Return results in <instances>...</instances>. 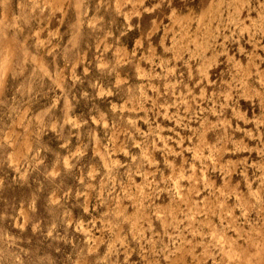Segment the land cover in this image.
<instances>
[{"label": "rangeland", "instance_id": "1", "mask_svg": "<svg viewBox=\"0 0 264 264\" xmlns=\"http://www.w3.org/2000/svg\"><path fill=\"white\" fill-rule=\"evenodd\" d=\"M0 264H264V0H0Z\"/></svg>", "mask_w": 264, "mask_h": 264}]
</instances>
